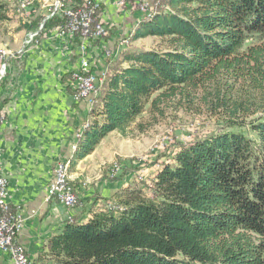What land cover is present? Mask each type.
Here are the masks:
<instances>
[{
    "label": "trees",
    "instance_id": "1",
    "mask_svg": "<svg viewBox=\"0 0 264 264\" xmlns=\"http://www.w3.org/2000/svg\"><path fill=\"white\" fill-rule=\"evenodd\" d=\"M83 1L64 0L62 10ZM63 11L41 34L66 23ZM5 15L0 0V21ZM138 37L167 48H124L105 73L75 160L111 133L144 132L169 108H203L217 126L177 142L148 193L126 189L112 205L84 211L88 220H65L47 243L52 262L264 264V0H159L130 40Z\"/></svg>",
    "mask_w": 264,
    "mask_h": 264
},
{
    "label": "crops",
    "instance_id": "2",
    "mask_svg": "<svg viewBox=\"0 0 264 264\" xmlns=\"http://www.w3.org/2000/svg\"><path fill=\"white\" fill-rule=\"evenodd\" d=\"M136 23L138 27L140 20ZM31 28L21 37L18 49L26 34L36 31ZM90 42L86 44L88 59L94 45ZM21 59L17 66L19 58L11 60L4 87L0 86V167L8 183L7 201L24 217L17 243L33 264H54L47 243L63 230L66 212L56 201H46V191L59 161H70L69 171L78 186L88 182L84 175L90 154L75 160L78 140L74 136L83 121L93 116L86 104L72 100L68 79L80 66L79 47L73 40L57 36L55 29L40 34L38 44L29 46ZM79 188V198L87 201L91 187ZM90 216L87 212L80 220ZM0 264H11L2 252Z\"/></svg>",
    "mask_w": 264,
    "mask_h": 264
},
{
    "label": "rangeland",
    "instance_id": "3",
    "mask_svg": "<svg viewBox=\"0 0 264 264\" xmlns=\"http://www.w3.org/2000/svg\"><path fill=\"white\" fill-rule=\"evenodd\" d=\"M1 1L5 4L6 20L0 21V48H5L11 55H18L22 47L27 44L26 34L18 49L22 40L21 37L27 30H33L31 27L39 26L43 18L48 15L53 0ZM24 1L26 4L25 8ZM96 1L99 2V0ZM158 1L124 0L121 5H119V0H103V3L99 2L102 7L99 16L102 21L104 20L103 22L108 28L104 37L98 41L91 42L94 44L91 47L93 51L88 53L91 56L89 66L92 73H106L114 64L120 62L121 52L129 45L133 49L140 50H164L167 48L166 44L156 37H138L130 40L137 29L138 24L136 22L144 16L152 14ZM16 38H19L18 41H16ZM123 40H125V46L121 48L120 43ZM106 51L111 53L110 57L105 56L104 53ZM11 60L8 61L9 66L5 77L0 80L1 88L4 87L3 84L6 80ZM21 60L16 63V66L22 64ZM103 78L104 76L101 81L95 80L92 103L84 99L75 100L74 92L72 93L73 101L84 103L91 110L96 103L99 89L104 82L105 78ZM1 121L2 117H0ZM142 121H148V116L144 115ZM88 125L89 122L87 120L83 121L81 130L75 133L74 139L76 141L82 138V131L83 129L86 130ZM216 126L215 118H211L203 108L198 109L193 106L191 110L186 111L169 108L163 119L147 126L142 133H139L134 126L126 137L113 133L103 144L100 142L89 153V160L85 165L84 179L89 182L85 185L92 189L91 197L86 201L79 198V194H76L77 202L71 208H66L57 203L66 212L65 220L71 221L79 216L81 217L88 208H92L91 210L94 211L104 209L107 205H112L114 203L112 194H116V192L121 193L126 189L140 187L148 193L156 171L163 164L172 162L171 155L177 150V142L182 145L188 144L195 138L206 135ZM78 147L79 145L77 144ZM72 149H76V144ZM60 162H62V166H66V182L75 185L77 193L80 190L79 186L84 189L85 185L80 183L78 186V182L75 183L71 171H69L70 161H59L58 163ZM116 167L118 169L117 173L112 176L111 170ZM121 170L123 179L121 181H112L114 176L119 174ZM102 191L106 192L105 197H102ZM89 200L93 202L89 203Z\"/></svg>",
    "mask_w": 264,
    "mask_h": 264
},
{
    "label": "built area",
    "instance_id": "4",
    "mask_svg": "<svg viewBox=\"0 0 264 264\" xmlns=\"http://www.w3.org/2000/svg\"><path fill=\"white\" fill-rule=\"evenodd\" d=\"M124 0H119L121 5ZM29 5V4H28ZM27 5V6H28ZM26 4L24 1V8ZM64 0H53L47 16L39 25L38 29L27 33V44L22 47L18 55H11L5 48H0V80L5 77L8 69V61L15 58H21L27 51L28 47L38 44V36L41 34L44 22L51 18L58 11H63ZM100 3L96 0H84L80 6L63 11L67 21L63 25L55 28V33L59 37H67L71 40L76 36L80 37L79 63L77 71L73 72L70 77V87L74 92L76 99L93 101V89L95 80H102L105 73L96 74L90 71L89 59L86 53V44L88 41H95L97 38L104 37L107 30L103 25L100 16L97 15ZM121 48L125 46V40L121 43ZM106 57L111 53L106 51ZM117 167L112 168V176L117 173ZM8 183L3 176L0 167V252L6 255L11 264H33L23 247L17 243V236L24 225V217L18 212L11 209L8 201ZM75 190L72 183H64L62 179V162L58 163L46 191V201H56L60 205L71 208L77 202Z\"/></svg>",
    "mask_w": 264,
    "mask_h": 264
},
{
    "label": "bare ground",
    "instance_id": "5",
    "mask_svg": "<svg viewBox=\"0 0 264 264\" xmlns=\"http://www.w3.org/2000/svg\"><path fill=\"white\" fill-rule=\"evenodd\" d=\"M62 179L64 183H67L66 182V166H62Z\"/></svg>",
    "mask_w": 264,
    "mask_h": 264
}]
</instances>
